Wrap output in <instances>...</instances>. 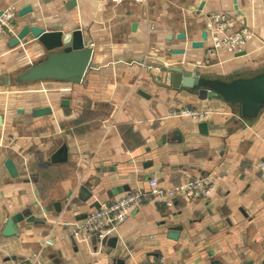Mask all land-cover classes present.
I'll use <instances>...</instances> for the list:
<instances>
[{
    "label": "crops",
    "instance_id": "obj_1",
    "mask_svg": "<svg viewBox=\"0 0 264 264\" xmlns=\"http://www.w3.org/2000/svg\"><path fill=\"white\" fill-rule=\"evenodd\" d=\"M76 1L69 9L71 0H0V11L17 10L13 32L0 33V264H155L161 258L165 264H264V180L257 169L264 159V110L243 119L231 103L175 89L148 66L164 59L223 81L262 73L264 0H237L244 17L234 0ZM27 7L33 11L19 17ZM216 12L254 32L246 55L221 51L207 59V15ZM29 24L84 32L94 54L82 83L15 82L47 55L31 38L9 47ZM203 30L204 47L192 48ZM182 107L213 113L207 134L201 122L167 117ZM111 117L114 126L104 125ZM64 145L66 162L58 155ZM7 159L15 162V178ZM151 177L162 187L210 177L215 192L207 200L178 198L170 208L142 206L121 226L115 247L73 239L72 223L124 190H148ZM27 211L43 223L24 220L15 236L3 235L7 220Z\"/></svg>",
    "mask_w": 264,
    "mask_h": 264
},
{
    "label": "water",
    "instance_id": "obj_2",
    "mask_svg": "<svg viewBox=\"0 0 264 264\" xmlns=\"http://www.w3.org/2000/svg\"><path fill=\"white\" fill-rule=\"evenodd\" d=\"M234 9L239 16L244 17V13L239 10L237 0H234ZM77 5L76 0H71L67 5L69 9ZM32 7L23 8L19 12V17H24L29 12H32ZM3 10L0 11V16ZM244 24L246 18H242ZM186 34H180L179 39H186ZM27 38L37 41L47 53L46 57L29 66L17 78L15 82L18 84H35L42 81H58L68 84H80L84 80L88 69L91 66L94 50L90 47V43L86 39L84 32L80 29L72 31L49 30L39 24H29L23 26L16 37L9 43V47L13 48L20 45ZM171 38V37H170ZM208 40L206 30L202 31V41L193 42L192 48L201 49L204 47V42ZM172 53L184 54L183 50H173ZM246 51L238 52L236 56L246 55ZM150 68H159L158 77L162 81H166L175 89L187 88L195 90L201 94L203 98H218L220 97L225 102L231 103L237 107V114L243 119H253L264 110V71L251 78H239L231 81L221 79H208L201 77L196 72H192L188 65L167 66L162 61H150ZM3 82L8 84L9 78H4ZM145 95V94H144ZM1 123V117H0ZM199 130L207 134L208 123L201 122ZM63 156V161H67L68 147L64 145L58 155ZM8 174L15 178L18 176L17 167L13 159H7L4 163ZM82 190H85L83 188ZM128 191L124 190L123 192ZM121 192V193H123ZM30 215V216H29ZM27 217V218H26ZM26 220L27 222L43 223L36 219L31 211L23 214H18L9 218L3 228V235L6 237L15 236L18 233L16 224ZM179 232L172 228L169 236L178 238ZM96 241V240H95ZM116 238H111L108 244L112 247L116 246ZM113 264H123L121 260L114 259Z\"/></svg>",
    "mask_w": 264,
    "mask_h": 264
},
{
    "label": "built area",
    "instance_id": "obj_3",
    "mask_svg": "<svg viewBox=\"0 0 264 264\" xmlns=\"http://www.w3.org/2000/svg\"><path fill=\"white\" fill-rule=\"evenodd\" d=\"M115 4L125 2L143 3L147 0H112ZM17 19V10L14 5L3 10L0 16V33H12L14 22ZM209 46L207 59L216 57L219 52L238 53L246 50L255 38L253 31L241 26L238 22L223 12L207 15ZM211 112L182 107L169 111L168 118H186L193 122H207L212 117ZM114 126L115 119L111 117L103 124ZM111 126V127H112ZM257 169L264 180V159L257 164ZM148 190L124 192L115 200L99 205L83 220L71 224V236L78 242H90L95 239L99 249H103L111 238L119 235L121 226L129 216L142 206L163 204L170 208L178 198L188 200H207L215 192L214 182L210 177H199L181 184L162 187L156 177L148 181ZM29 261V260H28ZM155 264H165L161 258Z\"/></svg>",
    "mask_w": 264,
    "mask_h": 264
}]
</instances>
